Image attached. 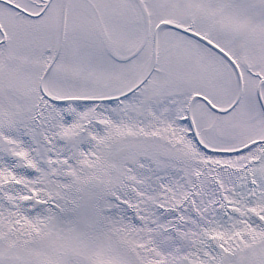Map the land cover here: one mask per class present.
I'll list each match as a JSON object with an SVG mask.
<instances>
[{
    "label": "snow or ice",
    "instance_id": "obj_1",
    "mask_svg": "<svg viewBox=\"0 0 264 264\" xmlns=\"http://www.w3.org/2000/svg\"><path fill=\"white\" fill-rule=\"evenodd\" d=\"M0 264H264V0H0Z\"/></svg>",
    "mask_w": 264,
    "mask_h": 264
}]
</instances>
